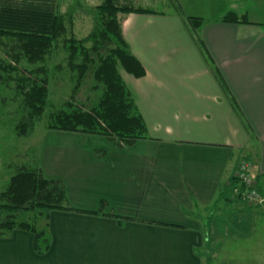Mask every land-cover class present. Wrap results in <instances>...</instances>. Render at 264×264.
<instances>
[{
    "label": "crops",
    "instance_id": "1",
    "mask_svg": "<svg viewBox=\"0 0 264 264\" xmlns=\"http://www.w3.org/2000/svg\"><path fill=\"white\" fill-rule=\"evenodd\" d=\"M167 1L168 12L122 17L146 71L123 79L149 138L125 148L109 140L46 147L44 175L61 179L70 205L86 212L51 210L43 253L31 231L0 236V264H211L221 229L210 215L245 201L236 193L243 184H231L242 161L264 198V0ZM228 11L249 21H217ZM189 16L209 21L195 30Z\"/></svg>",
    "mask_w": 264,
    "mask_h": 264
},
{
    "label": "trees",
    "instance_id": "2",
    "mask_svg": "<svg viewBox=\"0 0 264 264\" xmlns=\"http://www.w3.org/2000/svg\"><path fill=\"white\" fill-rule=\"evenodd\" d=\"M128 1L103 0L96 5L93 29L86 36L78 37L73 33L71 15L60 10V0H0V46L14 60L11 63L0 57V81L12 80V75L17 74L13 78L20 94V114L15 128L20 135L32 130L46 112L50 97L47 61L55 47L62 43L68 53V67L76 73L73 74L74 91L91 77V88L101 94L88 108H85L86 104L83 107L65 102L48 115L46 128L104 136L118 148L149 138L146 122L120 72L123 68L136 77L146 72L129 48L120 15L156 11ZM176 7L180 12V7ZM186 20L195 30L209 21L191 16ZM217 21L247 23L249 20L244 13L228 11ZM193 37L205 58L210 60L202 37L197 32ZM24 61L33 67L22 66L25 71L22 73L20 64ZM214 69L218 74L217 68ZM105 154L104 149L95 151L97 157ZM239 183L242 184L240 177L231 178L233 189ZM44 210L86 212L70 205L61 179L46 177L38 164L21 166L0 192V236L14 229L31 231L35 236L36 251L45 252L50 246L49 241L46 242L48 230L45 227L38 229L29 220L21 218L23 213L39 211L44 214ZM110 216L115 214L110 213Z\"/></svg>",
    "mask_w": 264,
    "mask_h": 264
},
{
    "label": "rangeland",
    "instance_id": "3",
    "mask_svg": "<svg viewBox=\"0 0 264 264\" xmlns=\"http://www.w3.org/2000/svg\"><path fill=\"white\" fill-rule=\"evenodd\" d=\"M102 1L60 0L61 12L68 13L72 17L73 33L76 36L83 37L91 32L94 27L95 6ZM128 2L135 6H144L158 11L168 12L172 9L170 1L167 0H130ZM196 8L203 9L202 6ZM120 16L123 17L122 14ZM59 44L47 61L49 104L44 116L36 121L33 129L26 135H20L15 128L20 114V94L17 93V82L14 79L17 74L12 75L14 78L11 76L12 80L0 81V192L7 187L10 177L21 166L38 164L42 167L46 147L52 145H105L108 141L104 137L93 138L92 135L88 136L79 132L56 131L46 128L48 115L61 108L65 102H73L75 105H83V107L87 105L85 108H88L101 94L99 90L91 88L93 83L91 77L87 78L79 90L74 91L76 82L73 74L76 75V73H73L68 67V53L62 43ZM0 57L14 63L13 58L5 53L2 46H0ZM22 66L33 67L27 61L22 62L20 64L22 73H25ZM120 72L124 78L128 77V73L123 68H120ZM234 194L237 195L235 192ZM236 204V208L216 209L210 215L211 226L216 223V226L221 230L212 229L214 234L212 233V244L207 257L213 256L211 264H264V204L260 206L257 205L258 203L248 200L236 201ZM38 212L23 213L21 218L29 220L38 229H41L50 221L51 211L44 210V214ZM205 220H209V217L205 216Z\"/></svg>",
    "mask_w": 264,
    "mask_h": 264
},
{
    "label": "built area",
    "instance_id": "4",
    "mask_svg": "<svg viewBox=\"0 0 264 264\" xmlns=\"http://www.w3.org/2000/svg\"><path fill=\"white\" fill-rule=\"evenodd\" d=\"M239 177L243 184V188H236V193L239 194L244 200L256 202L258 204L263 203L264 198L253 186L252 166L249 161H242Z\"/></svg>",
    "mask_w": 264,
    "mask_h": 264
}]
</instances>
